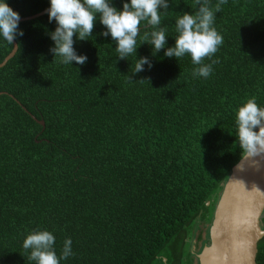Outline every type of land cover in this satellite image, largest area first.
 <instances>
[{
	"label": "trees",
	"instance_id": "obj_1",
	"mask_svg": "<svg viewBox=\"0 0 264 264\" xmlns=\"http://www.w3.org/2000/svg\"><path fill=\"white\" fill-rule=\"evenodd\" d=\"M8 3L20 17L48 7ZM184 11H195L192 0H170L169 44ZM214 26L223 42L202 61L212 64L207 78L192 75L190 56L152 57L148 44L137 51L152 68L130 78L136 56L117 60L110 38L77 41L87 62L64 65L49 51L47 14L20 21V46L0 67V264H33L22 241L36 229L54 233L57 255L71 238L60 264H199L244 155L236 109L249 98L264 106V0H226ZM11 49L0 41V63ZM260 220L264 229V212Z\"/></svg>",
	"mask_w": 264,
	"mask_h": 264
},
{
	"label": "clouds",
	"instance_id": "obj_2",
	"mask_svg": "<svg viewBox=\"0 0 264 264\" xmlns=\"http://www.w3.org/2000/svg\"><path fill=\"white\" fill-rule=\"evenodd\" d=\"M225 2L217 0L211 6L210 0H192L195 11H184L175 17L174 42L169 44L162 17L170 0H121L120 7L113 0H48L45 11L49 23L55 24L53 29H46L52 41L49 51L58 63L78 67L87 62L88 56L78 54L75 43L100 35L110 38L109 42L115 45L117 60L128 61L127 58L135 54L136 62L130 78L144 72L145 65L152 68L149 56L138 54L142 44L150 46L152 57L161 52L162 58L176 60L190 56L194 65L192 75L207 78L212 72V64L202 61L205 57L211 58L223 42L214 21ZM20 20V13L8 0H0V41L13 48L20 46L18 37L24 35ZM97 22L103 27L95 34L93 28ZM234 137L246 157L264 153V106L258 105L255 98L247 99L236 109ZM55 240L52 231L36 229L25 235L22 247L29 251L28 258L33 264H60L61 260L73 255L72 241L65 238L57 255Z\"/></svg>",
	"mask_w": 264,
	"mask_h": 264
},
{
	"label": "water",
	"instance_id": "obj_3",
	"mask_svg": "<svg viewBox=\"0 0 264 264\" xmlns=\"http://www.w3.org/2000/svg\"><path fill=\"white\" fill-rule=\"evenodd\" d=\"M43 11L21 17H38ZM11 49L2 67L16 52ZM43 124V121H39ZM264 153L246 157L231 168L216 202L208 230L209 244L197 254L199 264H257L258 242L264 235ZM247 219L250 225L243 221Z\"/></svg>",
	"mask_w": 264,
	"mask_h": 264
},
{
	"label": "snow or ice",
	"instance_id": "obj_4",
	"mask_svg": "<svg viewBox=\"0 0 264 264\" xmlns=\"http://www.w3.org/2000/svg\"><path fill=\"white\" fill-rule=\"evenodd\" d=\"M243 223H244L245 225H250V221L247 220V219H245V220L243 221Z\"/></svg>",
	"mask_w": 264,
	"mask_h": 264
}]
</instances>
